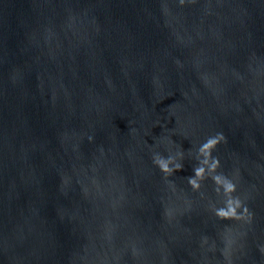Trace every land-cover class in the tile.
<instances>
[{"label": "water", "instance_id": "obj_1", "mask_svg": "<svg viewBox=\"0 0 264 264\" xmlns=\"http://www.w3.org/2000/svg\"><path fill=\"white\" fill-rule=\"evenodd\" d=\"M0 264H264V0H0Z\"/></svg>", "mask_w": 264, "mask_h": 264}, {"label": "clouds", "instance_id": "obj_2", "mask_svg": "<svg viewBox=\"0 0 264 264\" xmlns=\"http://www.w3.org/2000/svg\"><path fill=\"white\" fill-rule=\"evenodd\" d=\"M183 2V0H181ZM223 139L222 134H217L215 137H210L204 142L201 147L199 148L200 154L204 156V160L201 162L200 166H197L194 168V176L189 177L188 181L189 183L194 187L198 188L199 184L197 183L196 178H203V174L205 173L206 169L204 168V164H207L210 162V167L214 171L217 167H219V159L218 158H212L211 152L215 148V146L220 142V140ZM154 162L159 166V168L166 174H171L173 171H177L182 169V165L176 164L175 168L170 167L169 165L173 163V158H163L161 156H156L154 158ZM215 179L219 182V176L215 177ZM227 183L225 184V189L227 192L231 193L235 191V185L228 181L226 179ZM237 201V207L240 206L239 200ZM231 202H229L230 204ZM223 211V209H221ZM230 211L235 215V208H231ZM246 211V209H245Z\"/></svg>", "mask_w": 264, "mask_h": 264}]
</instances>
